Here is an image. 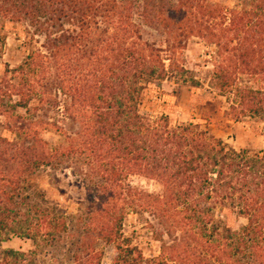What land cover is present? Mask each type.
<instances>
[{
	"label": "trees",
	"instance_id": "trees-1",
	"mask_svg": "<svg viewBox=\"0 0 264 264\" xmlns=\"http://www.w3.org/2000/svg\"><path fill=\"white\" fill-rule=\"evenodd\" d=\"M258 1L253 9L237 11L233 24L247 39L239 48L221 47L216 78L223 93L235 95L233 115L264 121V0ZM121 5L116 0H0V21L30 19L46 33L50 56L61 65L70 60L75 40L92 32L96 18L111 23L113 15L121 16L113 40L97 45L86 77L62 81L59 87L70 97L66 114L81 128L80 137L70 142L78 140L96 162V186L89 190L86 216L79 219L80 234L71 231L61 209L33 195L39 171L57 166L75 150L52 147L43 133L64 130L56 122L35 119L46 102L58 103L47 84L36 80L48 56L31 52L9 70L18 75L17 82L15 77L0 82V116L7 120L0 122V246L14 236L35 246L3 251L0 264H55L40 257L43 248L59 251L63 259L58 264H100L102 243L115 246L113 264H244L242 258L264 264V149L251 155L193 121L174 125L166 115L153 119L141 113L145 84L165 79L168 70L158 53L136 41L138 30L125 13L130 10ZM167 12L158 17L170 31L180 33L175 46L184 30L199 36L208 31L212 42L225 45L223 35L207 24L216 16L211 6L179 0ZM65 24L75 29L66 30ZM4 40L0 28V43ZM239 74L256 78L259 87H240ZM135 174L159 182L163 194L128 186L125 180ZM217 209H233L248 223L233 231L221 225ZM129 211L151 213L172 233L170 241L158 237V256L145 257L125 237ZM175 230L182 235L174 236Z\"/></svg>",
	"mask_w": 264,
	"mask_h": 264
},
{
	"label": "rangeland",
	"instance_id": "rangeland-1",
	"mask_svg": "<svg viewBox=\"0 0 264 264\" xmlns=\"http://www.w3.org/2000/svg\"><path fill=\"white\" fill-rule=\"evenodd\" d=\"M116 2L122 4V8L126 6L130 10L125 13L127 15L129 13L138 30L136 41L158 53L168 70L165 79H155L152 83L145 84L140 101V111L143 115L153 119L166 115L174 125L193 121L202 129L223 139L229 146L236 150L246 149L251 155H256L264 149V121L250 116L237 118L233 115L231 104L235 95L230 92L223 93L216 78V69L222 60L219 53L221 47L239 48L247 39L245 33L237 30V24H233L235 19L239 18L238 13L246 8L253 9L258 0H200V3L211 6L216 13L207 24L211 25L215 33L223 35L222 43L225 45L220 47L212 42L214 40L209 37L208 31H206L208 36H199L196 33H185V30L182 37L178 36L181 38V44L175 46L176 35L180 33H174L165 27L158 15L162 12L167 15V11L175 7L179 0H116ZM261 7L264 8V3ZM260 12L264 13L263 10ZM120 17V14L113 15L111 23L105 22V18H96L94 22L97 25L92 22V32L82 35L83 38L78 41L75 40L73 54L64 65L57 63L54 57L50 56L46 33L30 19L22 18L19 22L8 19L0 21V28L5 37L4 42L0 43V82L2 79L13 77L17 82L18 75L9 70L23 63L31 52L39 51L48 56L45 59L48 64L44 65L45 68H40L36 80L47 84L48 92L58 103L53 105L50 100L46 102L35 119L56 122L64 130L56 132L52 129L43 133L52 147L75 146V150L73 149L71 155L64 156L57 166L44 167L39 171L34 178L37 186L33 195L37 196L41 203L61 209L68 217L69 226L74 234H80L79 219L86 216L85 212L91 201L89 190L96 186V162L78 145V140L75 141V145L70 142L72 138L80 137L78 134L81 133V128L66 114L65 105L70 103V97L59 87L62 81L72 83L86 77L92 64L91 58L97 52V45L101 44V41L105 43L113 40ZM54 29L58 31V27ZM65 29L75 28L65 24ZM55 35L59 36L60 32ZM222 56H227L224 50ZM237 85L257 88L260 82L248 74H239ZM4 99L7 104L11 102L6 95ZM13 100L16 101L17 97ZM0 122L7 123V120L0 116ZM125 182L128 186L146 193L163 194V186L159 182L142 175H130ZM216 215L217 219L222 221L221 225L233 231H240L248 223L247 218L240 216L233 209H217ZM123 233L147 258L161 253V241L158 237H163L166 241L172 239V233L169 234L167 227L159 224V220L148 212L129 211L123 223ZM173 235L181 236L182 232L175 230ZM34 248L32 240L14 236L2 243L0 257L7 249L30 251ZM99 248L104 252L100 264H113L115 246L102 243ZM58 252L43 248L40 257L58 264L57 261L63 259L57 255ZM55 256L57 260L53 261ZM242 261L244 264L250 263L246 258H242Z\"/></svg>",
	"mask_w": 264,
	"mask_h": 264
}]
</instances>
